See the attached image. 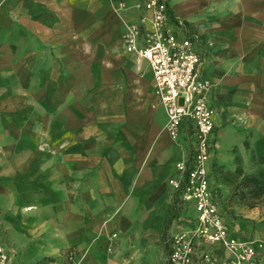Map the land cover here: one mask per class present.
I'll return each instance as SVG.
<instances>
[{
	"label": "crops",
	"instance_id": "1",
	"mask_svg": "<svg viewBox=\"0 0 264 264\" xmlns=\"http://www.w3.org/2000/svg\"><path fill=\"white\" fill-rule=\"evenodd\" d=\"M116 1L0 0V243L13 264L25 261L18 237L41 258L74 249V264H166L177 218L187 211L196 224L193 204L168 183L193 125L169 136L151 67L122 39L123 21L145 11ZM167 3L175 35L192 40L212 84L207 171L219 201L221 188L264 169V0ZM258 212L230 230L264 238V202Z\"/></svg>",
	"mask_w": 264,
	"mask_h": 264
},
{
	"label": "built area",
	"instance_id": "2",
	"mask_svg": "<svg viewBox=\"0 0 264 264\" xmlns=\"http://www.w3.org/2000/svg\"><path fill=\"white\" fill-rule=\"evenodd\" d=\"M115 4L119 10L133 7L145 11L136 22L123 21L122 39L127 51L145 59L151 67L154 92L165 110V128L169 136L178 141L184 120L193 125L189 150L175 163L177 174L168 180L179 192L181 200L191 202L197 213L196 224L187 236L185 246L190 252L193 244L216 243L225 250L227 257L218 262L206 252L204 260L207 262L257 264L255 240L240 238L230 230L217 195L209 184L207 162L215 114L208 103L212 84L199 75L201 57L194 51L192 40L175 35L169 23L167 0H137L131 5L126 0H117ZM176 24L183 26L178 20ZM174 241L171 259L177 264H185L190 259L189 252L180 250L177 236ZM0 264H12L11 255L1 243Z\"/></svg>",
	"mask_w": 264,
	"mask_h": 264
},
{
	"label": "rangeland",
	"instance_id": "3",
	"mask_svg": "<svg viewBox=\"0 0 264 264\" xmlns=\"http://www.w3.org/2000/svg\"><path fill=\"white\" fill-rule=\"evenodd\" d=\"M213 179L215 180L216 183H221L219 180V176L214 172L213 170ZM249 189H251L250 185L246 186H239L238 188H232L231 191H228L227 193L221 188V195L222 198H220L219 201V206L220 209H222V214L227 222V224L234 225L236 222H243L246 221L248 217L247 215L248 211L252 207H258L259 209V216L261 217V205L264 202V196L263 195H253L250 194ZM180 205L176 204L175 205V213L179 212V207ZM181 211V210H180ZM184 216L179 217L176 220V223L174 224V229L169 233L167 237V243H168V253L166 257V264H177L171 259V253L173 249L172 243L175 242L174 238L177 236L179 238V243L177 246L180 248V250L185 253L189 252L188 249L189 247L185 246L187 236L191 234V231L194 229L192 226V223L189 222V219L191 218V215H186L187 211L183 212ZM263 220L259 223L261 225ZM18 237V236H15ZM253 239V237H252ZM19 241V244H21V250H22V257L25 261H21L20 258L17 256V253L14 251V254L18 257V264H34L36 262H45V261H50L53 262V264H74L76 260V251L74 249H69L64 251L61 256L59 255L58 257L55 258H46V257H36L38 255H35L36 252L34 251V244L30 242L27 239L20 238L18 237L16 239ZM255 240L257 246H258V251L260 253V258L262 259L263 254H262V247L264 245V238H258V239H253ZM194 248H191V251L189 252V261L186 262L185 264H216V263H210L204 260V254L206 253V248L202 245V243L199 244H193ZM12 258V264H13V256ZM58 258V260H57ZM181 264V263H180Z\"/></svg>",
	"mask_w": 264,
	"mask_h": 264
},
{
	"label": "trees",
	"instance_id": "4",
	"mask_svg": "<svg viewBox=\"0 0 264 264\" xmlns=\"http://www.w3.org/2000/svg\"><path fill=\"white\" fill-rule=\"evenodd\" d=\"M246 185L251 186V189H249L250 194L264 196V169L259 168L255 173L245 174L234 187L238 188ZM220 210L222 211V209Z\"/></svg>",
	"mask_w": 264,
	"mask_h": 264
}]
</instances>
